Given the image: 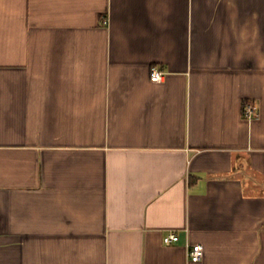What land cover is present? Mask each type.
Masks as SVG:
<instances>
[{
  "label": "crops",
  "instance_id": "obj_1",
  "mask_svg": "<svg viewBox=\"0 0 264 264\" xmlns=\"http://www.w3.org/2000/svg\"><path fill=\"white\" fill-rule=\"evenodd\" d=\"M0 264H264V0H0Z\"/></svg>",
  "mask_w": 264,
  "mask_h": 264
},
{
  "label": "built area",
  "instance_id": "obj_2",
  "mask_svg": "<svg viewBox=\"0 0 264 264\" xmlns=\"http://www.w3.org/2000/svg\"><path fill=\"white\" fill-rule=\"evenodd\" d=\"M164 76H165V73L163 72V70H159L156 67L152 68L151 80L160 82L163 80ZM242 112L246 118L251 119L258 114V107L255 104V102L251 100H247L243 103ZM163 240L167 244L174 243L179 240V235L176 232L171 231L167 235L164 236ZM187 248H188V257L190 261L199 262L204 257L203 245L198 244V243L188 244Z\"/></svg>",
  "mask_w": 264,
  "mask_h": 264
}]
</instances>
